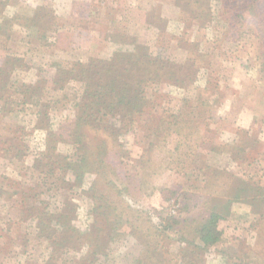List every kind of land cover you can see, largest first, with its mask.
<instances>
[{
	"label": "rangeland",
	"instance_id": "rangeland-1",
	"mask_svg": "<svg viewBox=\"0 0 264 264\" xmlns=\"http://www.w3.org/2000/svg\"><path fill=\"white\" fill-rule=\"evenodd\" d=\"M133 36L156 79L109 112L81 71ZM0 73V264H264V0H0Z\"/></svg>",
	"mask_w": 264,
	"mask_h": 264
},
{
	"label": "trees",
	"instance_id": "trees-1",
	"mask_svg": "<svg viewBox=\"0 0 264 264\" xmlns=\"http://www.w3.org/2000/svg\"><path fill=\"white\" fill-rule=\"evenodd\" d=\"M43 5L36 7L35 9H33V13H34V17H36L37 14L41 13L44 17L45 12H43ZM160 10L158 8H151V11H149L148 13V19L147 22L145 21V23H151L149 24L152 25L154 27H158V25L160 24V22L163 20L161 15H160ZM46 16V15H45ZM36 19V18H35ZM37 20V19H36ZM36 21H31V26L34 27L35 25L38 24V22ZM135 36H133V44L131 47L128 49V51H125L122 55L119 56V58L116 59L115 58H111V60L108 61H98V60H89L88 62L89 65L86 67V65L84 67H86L85 70L81 71L82 76L86 75V74H95L96 73V68H98V70L102 67V69H104V71L102 72V78L104 77V75L106 74V78L103 81H109L111 83V90L106 91L107 96L112 99L111 102L108 103V108H109V112L111 109L114 108V106H111V103H113L115 101V104L118 103H123L126 106V109L129 108L128 111H140L142 110V108L144 107L143 102L145 101L144 96H142L141 94V90H140V86L142 85L141 82L145 81L147 78L150 79L149 77H154L156 79V75L154 76L153 74L148 73V71H150V69H152V66L154 64V60H152L151 57L146 56L144 54V51L146 50L145 46L143 44H137V38H135ZM123 58H126V60H124ZM19 65H24L22 60H17ZM96 61H98L96 63ZM62 63V62H61ZM61 63H56L54 62L53 64V69L54 70H58L57 74L58 75V79H60V81H62V76L64 75L65 68H61ZM96 63V64H95ZM125 63V64H124ZM194 63V62H193ZM92 64H95L96 67H92ZM15 65V63H14ZM78 64H76L77 66ZM73 69L68 68L71 73H74L75 67ZM151 72V71H150ZM130 75V82H131V88L130 89H126V84H123V86L120 88L119 92H115V94H112L113 91L116 90L117 88V83L116 81L118 79H120V77H125ZM115 76V77H114ZM3 77V75L0 73V78ZM101 78V79H102ZM150 79V80H151ZM119 83L122 80H118ZM181 82L183 81H179V83L181 84ZM1 84V82H0ZM106 84V83H104ZM5 86V83H2V87ZM104 88V87H102ZM95 90H99L101 92H104L100 89H97V84L95 85ZM126 99L128 101H126ZM106 102V99H105ZM97 103V102H96ZM131 104V107L130 105ZM206 103H203V101L201 102V105L205 106ZM94 150L97 151V145L95 144V146H93ZM92 150V149H91ZM92 155L94 156L93 160H88L85 158L82 160L81 162V171L80 174L78 175V177H82V173L83 171H85V169H89L92 168L93 166H95L96 164H102V161L99 162L96 158V153L94 151H91ZM88 157V156H87ZM105 158V157H104ZM223 219V216L221 215V213L218 212H214V211H210L208 213H206V215L201 219L200 223L197 225V227H195V232L194 235L196 236V238H198V240L200 241V243L202 244V246L204 247H210L213 246V244H215L216 242H218L220 240L221 236V232H218L217 230V222H219L220 220Z\"/></svg>",
	"mask_w": 264,
	"mask_h": 264
}]
</instances>
